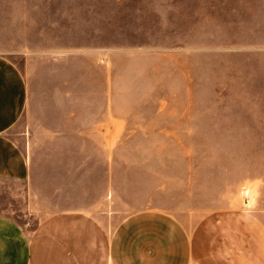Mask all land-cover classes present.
Returning a JSON list of instances; mask_svg holds the SVG:
<instances>
[{"label":"rangeland","instance_id":"obj_1","mask_svg":"<svg viewBox=\"0 0 264 264\" xmlns=\"http://www.w3.org/2000/svg\"><path fill=\"white\" fill-rule=\"evenodd\" d=\"M0 54L27 84L8 135L30 166L0 178V214L26 232L79 209L211 237L264 219V0H0Z\"/></svg>","mask_w":264,"mask_h":264},{"label":"crops","instance_id":"obj_2","mask_svg":"<svg viewBox=\"0 0 264 264\" xmlns=\"http://www.w3.org/2000/svg\"><path fill=\"white\" fill-rule=\"evenodd\" d=\"M26 103L23 73L0 54V178H29L28 156L8 135ZM254 213L239 212L234 231L212 237L164 210L138 211L115 228L90 209L62 210L30 232L0 214V264H264V219Z\"/></svg>","mask_w":264,"mask_h":264}]
</instances>
